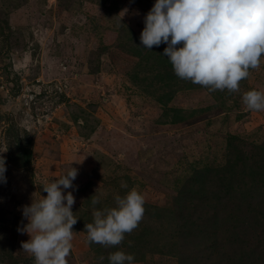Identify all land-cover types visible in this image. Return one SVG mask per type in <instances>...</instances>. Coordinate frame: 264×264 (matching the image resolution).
Masks as SVG:
<instances>
[{"label":"rangeland","instance_id":"obj_1","mask_svg":"<svg viewBox=\"0 0 264 264\" xmlns=\"http://www.w3.org/2000/svg\"><path fill=\"white\" fill-rule=\"evenodd\" d=\"M154 3L0 0V152L7 168V183L0 184L2 264H34L21 247L29 236L17 231L27 224L21 207L46 196L43 185L70 166L78 175L75 190L65 191L75 197L76 217L92 212L93 195L112 207L117 194L133 188L143 194L151 213L145 208L138 226L155 232L138 246L135 264H179L181 257L189 264H264L261 216L242 198L217 204L211 196L217 175L207 176L206 195L189 191L195 171L227 164L231 137L243 140V150L264 144V112L242 102L243 93L264 91V61L238 92L165 87L152 76L159 72L150 70L154 60L146 63L136 52L144 47L143 20ZM162 93L172 95L166 106L158 100ZM176 111L183 121L172 122ZM20 143L30 146L28 168L18 159ZM76 227L68 264H97L101 255L108 264L117 246L93 250L85 224ZM183 228L186 238L175 234ZM129 234L118 245L126 252L134 242Z\"/></svg>","mask_w":264,"mask_h":264},{"label":"clouds","instance_id":"obj_2","mask_svg":"<svg viewBox=\"0 0 264 264\" xmlns=\"http://www.w3.org/2000/svg\"><path fill=\"white\" fill-rule=\"evenodd\" d=\"M127 12L125 8L118 16ZM143 23V48L149 51L166 44L163 55L175 75L210 92H238L250 69H258L264 61V0H155ZM242 102L247 110L264 112V91L249 90ZM2 153L0 184H6ZM77 175L78 169L70 166L58 179L43 185L46 196L21 207L27 224L17 231L29 236L21 247L34 257V264H68L78 219L72 211L75 197L65 190H75ZM122 187L127 188L126 182ZM114 201L112 207L97 208L99 198L91 197L93 220L85 224L89 245L118 246L142 220L145 198L135 188L124 196L115 195ZM104 259L99 256L97 264ZM107 260L108 264H135L134 255L121 250L110 253Z\"/></svg>","mask_w":264,"mask_h":264},{"label":"trees","instance_id":"obj_3","mask_svg":"<svg viewBox=\"0 0 264 264\" xmlns=\"http://www.w3.org/2000/svg\"><path fill=\"white\" fill-rule=\"evenodd\" d=\"M166 44H161L159 47L153 46L152 49L149 51L141 48L136 49V52L138 56H144L146 58V63L151 62L154 60V65H151L150 70H154L155 68L159 69V72L154 76L153 78H157L158 82L160 84H163L165 87H177V90L181 87V84H184L187 86V88H200L198 84H193L190 81H185L180 78H178L172 68V65L167 60L168 58L163 55L164 48L166 47ZM178 45L177 47H179ZM144 80L146 82H152L151 76H145ZM148 83V85H149ZM158 100L160 103L163 104V106H166L168 101L171 99L172 95L169 93H162ZM177 114L174 119H172V122H179V118L181 121L184 120V117H181V112L176 111ZM240 143H243V140H241L238 137H231L230 140V150L233 152L231 155L230 160L227 161V164L220 167L219 169H213V168H207L204 170L195 171L191 181L189 184H191L190 192H195L196 194H203L206 195L208 192V179L207 176L209 174L217 175L218 176V186L214 190L213 194H211L212 199L218 200L217 204H221V199L223 197H227L228 201L232 199V201L241 199L242 203H244V206H248V208L254 213L259 216H261L259 219H261V222L264 226V144L261 145H254L252 146V149L243 150V148H240ZM19 149L21 152L18 154L19 162L22 167L28 168L30 166V146H23L21 143L18 144ZM207 179V180H206ZM215 186V187H216ZM214 187V188H215ZM233 194H237L236 196H232ZM210 197V196H209ZM103 202V201H102ZM89 205L91 204V198L90 201H88ZM110 205H107L106 203H99L96 205L97 208L101 207H111ZM107 205V206H106ZM236 205L240 208L239 211L236 213L237 215H240V210L242 207H240V202H236ZM146 208L147 212H150V208L148 206H144ZM151 213V212H150ZM81 217H76L77 223L73 226V231L76 230V226H80L79 231L81 230V226L83 224H87L92 222L93 217L88 213L80 214ZM219 215V214H217ZM237 215L233 214V217L238 218V220H242L241 217H238ZM84 220V221H83ZM248 220V219H247ZM248 222V221H246ZM80 224V225H79ZM248 224V223H247ZM144 225V224H143ZM140 225L136 229H134L129 235L127 240L134 241L133 243H126L128 245L127 252L125 250H122L121 247L117 246L116 251L121 250L129 254L136 255L138 253V246L141 244V242H145L146 240V234H151L155 232V227L152 225L150 226H143ZM145 227V228H144ZM185 228V227H184ZM183 230L175 229V234L180 235L183 237H187ZM159 226H156V232L158 233ZM264 232H262L263 238L261 239V245L263 246V252H264ZM93 250L96 248V244H93L92 246ZM215 249L218 248L217 246H214ZM12 249H10L11 252ZM98 251L95 249V252ZM99 255V251L97 252ZM5 254V252L3 253ZM1 254L0 258V264L5 263V257ZM10 255V254H9ZM13 256L10 255V259L12 260ZM135 260H137V257H135ZM181 263L179 264H189L186 262L185 259L181 257ZM6 264H19V262H8Z\"/></svg>","mask_w":264,"mask_h":264}]
</instances>
